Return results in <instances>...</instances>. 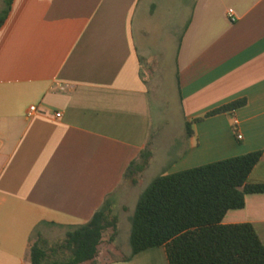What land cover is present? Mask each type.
Masks as SVG:
<instances>
[{
  "label": "crops",
  "instance_id": "1",
  "mask_svg": "<svg viewBox=\"0 0 264 264\" xmlns=\"http://www.w3.org/2000/svg\"><path fill=\"white\" fill-rule=\"evenodd\" d=\"M167 1H12L0 27V264H31L33 235L64 236L107 197L123 203L141 186L160 146L150 82L160 87L163 75L146 21ZM181 7L188 14L174 37L171 77L183 128L166 147L161 174L261 150L247 183H264V0ZM241 98L245 105L231 112L193 121ZM149 141V164L132 183L125 171ZM222 223H250L264 245V193L246 194ZM129 234L120 255L119 230L102 241L95 264H169L164 246L129 257Z\"/></svg>",
  "mask_w": 264,
  "mask_h": 264
},
{
  "label": "trees",
  "instance_id": "2",
  "mask_svg": "<svg viewBox=\"0 0 264 264\" xmlns=\"http://www.w3.org/2000/svg\"><path fill=\"white\" fill-rule=\"evenodd\" d=\"M12 1L3 0L0 27ZM245 103V98L234 100L193 121L231 112ZM191 124L185 122L187 136L192 134ZM151 155L149 141L128 165L125 178L136 183ZM261 155V150L251 151L155 176L139 195L130 218L129 257L164 246L169 264H264V245L250 223H222L229 209L244 206L246 194L264 193V183H247ZM113 205L107 197L88 221L67 230L56 243L36 234L29 245L31 264H95L104 232L110 230L109 242L118 232Z\"/></svg>",
  "mask_w": 264,
  "mask_h": 264
},
{
  "label": "rangeland",
  "instance_id": "3",
  "mask_svg": "<svg viewBox=\"0 0 264 264\" xmlns=\"http://www.w3.org/2000/svg\"><path fill=\"white\" fill-rule=\"evenodd\" d=\"M187 0H168L163 7L158 11L157 18L147 20L146 23L151 25L149 27L148 45L150 49V56L154 61H159L160 70L163 75L162 82L159 87L156 82H150L151 87V113L154 134L156 133L159 138L160 146L155 150L156 157L148 170L145 172V177L141 181V186L130 190L127 197L120 201L122 197H118V202L113 205L112 214H116L119 221V235L116 240L117 250L116 255L124 253V244L127 242L128 234L131 228L130 219L128 216L133 214L135 204L138 199L139 192L144 190L145 186L157 175L161 174L163 161L166 157V147L174 141V138L179 135L183 128L181 119V110L177 92L174 88L173 77H171V67L173 64V57L175 53V38L182 30L185 18L188 11L182 9L181 5ZM3 0H0V10L3 7ZM174 31L173 34H169ZM163 47V53L159 51ZM158 87L160 91H158ZM159 98V100H158ZM138 196V197H137ZM126 205L127 209L124 210L123 206ZM110 230L104 232L103 241H108ZM43 236V235H42ZM64 236L56 235L48 238L50 243H56L62 240ZM36 239V234L33 235L32 241ZM104 245L100 246L102 254L104 253ZM120 249V250H119ZM118 250L120 252H118Z\"/></svg>",
  "mask_w": 264,
  "mask_h": 264
},
{
  "label": "built area",
  "instance_id": "4",
  "mask_svg": "<svg viewBox=\"0 0 264 264\" xmlns=\"http://www.w3.org/2000/svg\"><path fill=\"white\" fill-rule=\"evenodd\" d=\"M227 16H228V18L231 20V21H235V19H236V17H235V15H234V13H233V11H232V9H228V11H227ZM36 111V106L35 105H30L29 106V109H28V115H31L32 113H34ZM60 115V113H56V116H59ZM237 124V121L236 120H234L233 121V126H235ZM242 136H241V134H238L237 135V138H241Z\"/></svg>",
  "mask_w": 264,
  "mask_h": 264
}]
</instances>
